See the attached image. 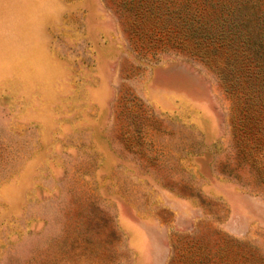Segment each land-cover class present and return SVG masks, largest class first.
<instances>
[{
    "label": "rangeland",
    "instance_id": "rangeland-1",
    "mask_svg": "<svg viewBox=\"0 0 264 264\" xmlns=\"http://www.w3.org/2000/svg\"><path fill=\"white\" fill-rule=\"evenodd\" d=\"M0 264H264V0H0Z\"/></svg>",
    "mask_w": 264,
    "mask_h": 264
}]
</instances>
